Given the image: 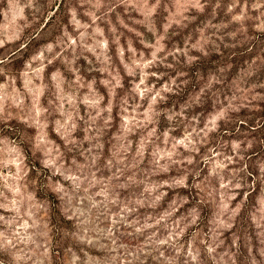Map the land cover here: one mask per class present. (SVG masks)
<instances>
[{
  "label": "rangeland",
  "instance_id": "374dc122",
  "mask_svg": "<svg viewBox=\"0 0 264 264\" xmlns=\"http://www.w3.org/2000/svg\"><path fill=\"white\" fill-rule=\"evenodd\" d=\"M263 120L264 0H0V264H264Z\"/></svg>",
  "mask_w": 264,
  "mask_h": 264
},
{
  "label": "trees",
  "instance_id": "16d2710c",
  "mask_svg": "<svg viewBox=\"0 0 264 264\" xmlns=\"http://www.w3.org/2000/svg\"><path fill=\"white\" fill-rule=\"evenodd\" d=\"M60 7H61V4H59V6H58V7L56 8V10L54 11V13L48 18V20L46 21V23H45V25H44L43 28L47 27L48 24L50 23V21H52V20L55 18V16H56L57 12L59 11ZM34 38H35V37H33V38L31 39V41L27 42L23 48H27V47L30 45V43L32 42V40H33ZM23 48L19 49V50H18L17 52H15L14 54L18 53V52L21 51ZM14 54H13V55H14ZM166 102H167V101H166ZM255 127H256L255 129H261V130H262V128L264 127V120L261 122V124L256 125ZM220 130H222V129L220 128ZM249 194H250V193H249Z\"/></svg>",
  "mask_w": 264,
  "mask_h": 264
}]
</instances>
